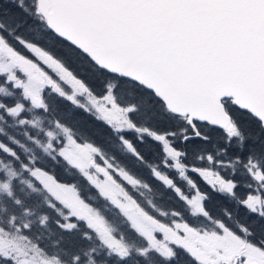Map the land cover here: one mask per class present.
I'll list each match as a JSON object with an SVG mask.
<instances>
[{
    "label": "snow or ice",
    "instance_id": "1",
    "mask_svg": "<svg viewBox=\"0 0 264 264\" xmlns=\"http://www.w3.org/2000/svg\"><path fill=\"white\" fill-rule=\"evenodd\" d=\"M0 264H264V0H0Z\"/></svg>",
    "mask_w": 264,
    "mask_h": 264
},
{
    "label": "trees",
    "instance_id": "2",
    "mask_svg": "<svg viewBox=\"0 0 264 264\" xmlns=\"http://www.w3.org/2000/svg\"><path fill=\"white\" fill-rule=\"evenodd\" d=\"M4 7H8V5L4 4ZM198 183H200L201 191H207L213 196V201L207 205L210 210L214 211L213 204L219 205V204L225 203L223 197L219 196L218 194L211 193V190L208 189L202 182L198 181ZM238 191H241V190L238 189ZM241 212H243V209H241Z\"/></svg>",
    "mask_w": 264,
    "mask_h": 264
}]
</instances>
